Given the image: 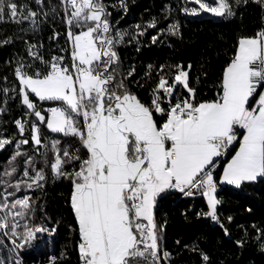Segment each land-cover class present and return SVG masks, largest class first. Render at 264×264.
<instances>
[{"label":"snow or ice","instance_id":"obj_1","mask_svg":"<svg viewBox=\"0 0 264 264\" xmlns=\"http://www.w3.org/2000/svg\"><path fill=\"white\" fill-rule=\"evenodd\" d=\"M64 2L68 6L72 63L66 65L62 56L53 57L44 74H29L23 63L18 65L15 74L22 103L36 119L17 120L16 124L21 135L25 124H31V140L37 146L42 144L40 125H46L51 132L76 138L84 149L82 157L74 146L61 149L59 140L52 141L55 156L50 162L52 171L73 185L71 207L78 222L82 264H162L170 254L160 247L163 225H157L154 214L158 197L168 190H179L189 197L202 194L209 208L206 215L217 220L219 201L213 173L217 160L237 142L239 129H243V137L224 167L222 182L239 187L264 178V91L260 90L264 88V30L255 37L239 39L216 99L196 100L189 83L191 65L187 69L175 65L171 75L161 66L151 102L146 105L122 81L116 85L119 76L114 65L119 57L115 48L125 34L114 32L102 0ZM188 2L198 7L184 8L185 14L207 12L224 17L234 14L233 4L240 0ZM6 15L22 23L36 13L29 11L23 16V7L13 0H0V21ZM21 16L23 19L18 18ZM156 26L155 21L147 25ZM73 27L79 31L74 33ZM178 30V24H170L167 29L172 35ZM144 34L138 31L140 36ZM159 35L152 36L153 42ZM133 73L134 69L127 75ZM181 89L186 95L179 94ZM33 94L40 101L58 102V106L50 107L46 117L30 99ZM10 143L0 139V149ZM28 143L27 139L17 143L10 164L23 155L20 145ZM25 163L33 164V158L28 157ZM74 164L79 167L65 171ZM23 176L26 179L13 185L16 192L39 188L45 179L43 169L30 175L25 168ZM15 195L5 192L0 199L2 210L19 208L11 223L7 213L0 216V229L10 228L12 235L21 239L18 247H23L45 229L25 224L24 232H17V218L25 217L31 206L27 194L9 203ZM257 231L258 238H264V229ZM12 242L15 244V240ZM202 259L207 261L208 257Z\"/></svg>","mask_w":264,"mask_h":264},{"label":"trees","instance_id":"obj_2","mask_svg":"<svg viewBox=\"0 0 264 264\" xmlns=\"http://www.w3.org/2000/svg\"><path fill=\"white\" fill-rule=\"evenodd\" d=\"M13 2L23 7V16L29 11L35 12L36 16L33 20L17 23L6 15L0 21V139L12 141L0 149V199L5 192L16 193L15 197L9 198V203L15 198L23 199L27 194L31 207L25 217L17 218L20 220L17 232L23 233L25 224L42 227L45 231L37 233L31 243L18 247L21 239L13 236L10 228L0 229V261L4 264H52L55 258V264H82L78 222L71 207L73 185L68 179L58 177L50 162L55 156L51 150L52 141L59 140L61 149L74 146L82 157L84 149L76 138L51 132L46 125H40L42 144L37 146L31 140V124H25L22 135L16 124L17 120L36 119L30 115L32 110L22 103L21 86L15 74L18 65L23 63L29 74L36 71L44 74L53 57L62 56L66 65L72 63L71 45L66 39L68 6L64 0ZM102 3L114 32L125 34L115 48L119 57L114 65L119 76L116 85L122 81L123 86L146 105L151 102L161 66H165L171 75L173 66L183 65L187 69L191 65L189 83L196 92V100L216 99L221 92L224 69L232 59L239 39L255 37L264 30V0H240L233 4L232 16L221 18L185 14L183 9L194 5L188 0H102ZM23 16L18 18L23 19ZM153 21L157 26L147 27ZM170 24L179 25L176 35L167 31ZM72 31L75 33L79 29L73 27ZM138 31L145 34L140 36ZM158 33L159 38L153 42L152 36ZM5 40L8 43H3ZM132 69L134 73L129 77L127 74ZM179 94L186 95L183 89ZM30 99L39 110L46 102L34 94ZM22 139L29 143L20 145L19 151L23 155L10 164L17 143ZM238 144L237 141L230 148L215 169L216 181ZM28 157L33 158V164L25 163ZM78 167L74 164L65 171ZM25 168L29 169L30 175L43 169L45 179L39 188H22L16 192L13 185L26 179L23 176ZM216 198L219 204L214 221L206 215L209 208L207 198L202 194L189 197L168 190L159 197L154 214L157 225H163L162 246L171 252L170 264H264V238H258L257 231L264 229V178L244 182L239 187L223 186L217 190ZM18 210L0 209V216L7 213L11 223ZM53 228L57 234L49 237ZM204 255L208 257L207 261L202 259Z\"/></svg>","mask_w":264,"mask_h":264},{"label":"built area","instance_id":"obj_3","mask_svg":"<svg viewBox=\"0 0 264 264\" xmlns=\"http://www.w3.org/2000/svg\"><path fill=\"white\" fill-rule=\"evenodd\" d=\"M67 33H68V32H67ZM67 33H66V39L69 41V43H70V45H71V49H72V44H71V41L68 39V35H67ZM64 63L66 64V59H65V58H64ZM260 90H261V91H264V88H262V89H260ZM55 106H58V103H57V102H48V101L43 102V103L41 104V111H42L43 113H45V114H49L47 110H48L50 107H55ZM242 136H243V129H239V130L237 131V137H238V140H237V141H239L240 139H242ZM235 143H236V142H234V144H235ZM234 144H233V145H234ZM233 145H232V146H233ZM232 146H230L229 149L227 150V152H226L223 156H221V157L218 159V161H217V163H216V166H215V169H216L217 166L219 165L220 161H221L222 159H224V158L227 156V154H228V152H229V150H230V148H231ZM214 171H215V170H214ZM213 175L215 176V173H213ZM215 181H216V180H215ZM216 183H217V181H216ZM219 188H221V187H220L219 184L217 183V190H218ZM175 191L181 193L179 190H175ZM183 194H184V193H183ZM158 202H159V198H158L157 201H156V204H155V206H154V209L156 208ZM155 220H156V219H155ZM55 234H57V230H56L55 228H53L52 231L49 233V237L54 236ZM160 247H161V249H162L163 251H166V252H168V253L170 254L169 257H168L166 260H164V261L162 262V264H170V261H171L172 255H171V252H170V251L166 250V249L162 246V239H161V241H160Z\"/></svg>","mask_w":264,"mask_h":264},{"label":"crops","instance_id":"obj_4","mask_svg":"<svg viewBox=\"0 0 264 264\" xmlns=\"http://www.w3.org/2000/svg\"><path fill=\"white\" fill-rule=\"evenodd\" d=\"M36 98L39 99L38 97H36ZM242 137H243V136H242ZM238 149H239V144H238L236 150L234 151V153L232 154V156L235 155V152H236ZM232 156H231L230 158L227 159V161H226L225 164H224V167H225V166L227 165V163L231 160ZM224 167H223V169H222V171H221L220 178H219V180L217 181V183L219 184L220 187H223V186H235V185H230V184H228L227 182H222V175H223ZM258 178H259V177H258ZM163 194H164V193H163ZM163 194H162V195H163Z\"/></svg>","mask_w":264,"mask_h":264},{"label":"rangeland","instance_id":"obj_5","mask_svg":"<svg viewBox=\"0 0 264 264\" xmlns=\"http://www.w3.org/2000/svg\"><path fill=\"white\" fill-rule=\"evenodd\" d=\"M203 2H209V3H211L212 2V0H203ZM192 7H198L197 5H193ZM29 13V12H28ZM204 15H209V16H212V17H215V18H221V17H217V16H215V15H213V14H209V13H207V12H203V13H201L200 15H197V16H193V15H190V16H192V17H200V16H204ZM30 19H35V17H32V18H30ZM72 50V49H71ZM42 114H44V113H42ZM162 195V194H161ZM160 195V196H161ZM159 196V197H160ZM158 197V198H159ZM3 262V264H4V261H2Z\"/></svg>","mask_w":264,"mask_h":264}]
</instances>
